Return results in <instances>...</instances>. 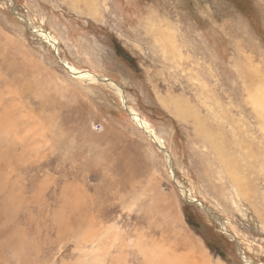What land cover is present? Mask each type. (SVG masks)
Segmentation results:
<instances>
[{
    "label": "rangeland",
    "instance_id": "1",
    "mask_svg": "<svg viewBox=\"0 0 264 264\" xmlns=\"http://www.w3.org/2000/svg\"><path fill=\"white\" fill-rule=\"evenodd\" d=\"M97 3L100 9L85 7L80 12L68 0H0V62H27L39 74L55 75L83 99L81 122L75 117L77 104L66 105L64 127L72 140L55 150L38 171L39 178L57 180L59 186L81 181L84 189L98 195L97 202L111 192L126 194L124 202L129 199L143 215L139 226L146 236H160L159 228L178 227L181 220L215 262L264 264V118L259 113L264 103H257L264 98V0ZM66 64L74 72L118 84L122 97L107 82L79 79ZM5 74L7 78L27 74L22 82L37 77L31 69ZM171 98L194 104L199 117L177 118ZM58 104L62 106H54ZM125 106L159 137L171 155L172 168L166 153L136 125ZM173 177L195 203H186ZM233 179L246 183L247 197L240 196ZM155 183L158 200L138 197V186L149 191ZM157 205L171 207L162 212ZM187 207L199 229L188 223ZM212 212L224 227L210 216ZM122 213L116 209L109 217ZM19 215L21 226L30 229L32 218L39 223L37 243L56 240L40 223V209ZM128 222L124 218L121 225ZM58 248L49 256L43 252L39 264H51ZM240 252L250 263H244Z\"/></svg>",
    "mask_w": 264,
    "mask_h": 264
},
{
    "label": "bare ground",
    "instance_id": "2",
    "mask_svg": "<svg viewBox=\"0 0 264 264\" xmlns=\"http://www.w3.org/2000/svg\"><path fill=\"white\" fill-rule=\"evenodd\" d=\"M68 1L73 9L80 12L85 11V7L100 9V5L97 3L99 0ZM92 13L98 15L99 12ZM171 29L168 28V32L172 31ZM166 31L165 33L169 36ZM46 36L47 34L44 35L45 40L57 49L56 43L51 41V37L47 36L49 37L47 38ZM21 54L19 56H22ZM22 57L25 58V55ZM66 68L81 80L94 83L100 81V78L90 73L74 72L68 64H66ZM27 69H31L37 76L28 77L31 80L29 82L21 80L27 74L17 78H7L5 74L10 70L20 72L27 71ZM106 82L122 97L123 91L118 84L109 80ZM64 84L65 82L58 81L55 75L49 76L45 71L39 74L27 62L22 64L0 62V264H39L40 259L44 256L43 252L49 256L52 249L58 248V246V251H56L58 254L56 257L54 256L55 259L50 256L51 259H54L51 264H225L222 260L216 262L212 260L209 250L189 232L181 220L178 222V227L159 228L162 230L160 236L157 234L146 236L145 230L139 226L143 215L135 209L136 206L134 207L133 203H128L129 199L124 202L127 198L126 194L111 192L107 198L104 200L100 198L101 201L97 202L98 195L84 189L81 181L74 180L68 183L66 180L67 183L59 186L57 180L51 182L49 177L39 178L38 171L40 172L47 162L51 161L55 150L69 145L72 140L70 131L64 127L67 118V116L63 118V114H66V105L77 104L76 108L74 107L76 119L81 122L84 117L83 99L78 98L76 91L69 89L66 84L63 86ZM16 86L18 87L15 90ZM53 87L56 89L53 90ZM171 101L176 102L174 108L177 118L199 117L198 109L193 106L194 104H189V102L178 98H171ZM262 102L264 103V98L259 97L257 103L262 105ZM56 103H61L62 106L58 104L55 107ZM129 111L134 115L132 119L136 125L142 128L150 139L154 137L156 144L163 147L164 144L150 130L147 123L133 110L129 109ZM259 113L264 118V110ZM101 124L103 125V123ZM78 125L80 124L78 123ZM82 141L84 140L82 139ZM166 155L168 161L170 160V166H172L171 155L169 153ZM29 172L33 173L31 178L26 177ZM233 180L238 186L240 196L247 197L249 190L245 186L246 183L243 184L240 179ZM156 183L149 191L143 189V186H138L141 188L138 197H149L154 202L158 200L160 192L155 188ZM182 187H180L181 193L191 198V195ZM33 207L40 209V223L46 229L47 235L53 233L56 236L55 241H47L48 244L44 242V245L37 243L35 237L40 235L41 227L39 223L35 222V218L29 222L30 229L20 225L19 214L24 211L31 212ZM170 207V205L166 208L158 206L157 210L163 212ZM120 208L124 213L118 211ZM116 209L118 213L122 214L111 219L109 214ZM211 215L215 217L213 212ZM124 218L129 221L126 226L121 225ZM130 225H133L131 231L128 229ZM220 225L224 227L223 222ZM31 229H35V231L31 232L33 231ZM38 241L40 242V240ZM75 256L78 258L76 259ZM73 257L76 259L75 262Z\"/></svg>",
    "mask_w": 264,
    "mask_h": 264
},
{
    "label": "water",
    "instance_id": "3",
    "mask_svg": "<svg viewBox=\"0 0 264 264\" xmlns=\"http://www.w3.org/2000/svg\"><path fill=\"white\" fill-rule=\"evenodd\" d=\"M12 9H13V11L15 10V7L13 6L12 7ZM16 16H17V14H15ZM26 24L28 25V27L29 28H31V26H30V24L26 21ZM30 33H32L33 35H37V34H39V32L37 31V30H35V29H33V30H31L30 29ZM53 45V44H52ZM53 48L55 49V47H54V45H53ZM55 52L57 53V50H55ZM71 74H74V73H71ZM75 75V74H74ZM100 81H102V82H106V81H103L102 79H100ZM125 104V103H124ZM126 109H127V111L130 113V116L131 117H133L134 115H132L131 114V112L129 111V109L127 108V106H126ZM153 137V136H152ZM151 139H155L154 137L153 138H151ZM159 148L161 149V150H163L166 154H168L169 153V151H167V149L165 148V147H162V146H159ZM171 168H172V166H171ZM174 178V177H173ZM174 182H175V184L178 186V184H177V181L175 180V178H174ZM179 187V186H178ZM180 188V187H179ZM185 197V201H186V203L187 204H193V203H195V202H192L191 201V199L189 198V196H184ZM212 214V213H211ZM210 216H212V218L215 220V221H217L219 224H221L222 223V221L220 220V218L218 217V216H216L215 215V217H213V215H210ZM240 256H241V252H240ZM241 258H242V260L244 261V263H245V259L243 258V256H241Z\"/></svg>",
    "mask_w": 264,
    "mask_h": 264
},
{
    "label": "trees",
    "instance_id": "4",
    "mask_svg": "<svg viewBox=\"0 0 264 264\" xmlns=\"http://www.w3.org/2000/svg\"><path fill=\"white\" fill-rule=\"evenodd\" d=\"M186 217H187L188 223L192 227L199 229V226H200L199 222L194 220V216H192V214L190 213V208L189 207L186 208ZM208 246L211 247L210 244Z\"/></svg>",
    "mask_w": 264,
    "mask_h": 264
},
{
    "label": "crops",
    "instance_id": "5",
    "mask_svg": "<svg viewBox=\"0 0 264 264\" xmlns=\"http://www.w3.org/2000/svg\"><path fill=\"white\" fill-rule=\"evenodd\" d=\"M202 243V242H201ZM203 244V243H202ZM203 246H204V244H203ZM205 247V246H204ZM206 248V247H205Z\"/></svg>",
    "mask_w": 264,
    "mask_h": 264
}]
</instances>
